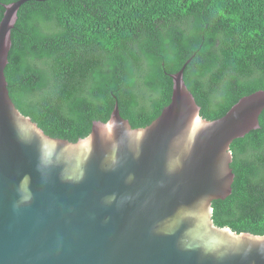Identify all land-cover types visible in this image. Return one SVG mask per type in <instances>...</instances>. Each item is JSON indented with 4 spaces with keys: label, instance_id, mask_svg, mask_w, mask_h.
<instances>
[{
    "label": "water",
    "instance_id": "1",
    "mask_svg": "<svg viewBox=\"0 0 264 264\" xmlns=\"http://www.w3.org/2000/svg\"><path fill=\"white\" fill-rule=\"evenodd\" d=\"M27 1L0 19V264H264V235L213 221L232 192L230 145L260 128L264 90L207 120L184 80L133 128L115 105L75 142L50 137L14 105L5 68Z\"/></svg>",
    "mask_w": 264,
    "mask_h": 264
},
{
    "label": "trees",
    "instance_id": "2",
    "mask_svg": "<svg viewBox=\"0 0 264 264\" xmlns=\"http://www.w3.org/2000/svg\"><path fill=\"white\" fill-rule=\"evenodd\" d=\"M17 0H0L2 4ZM5 76L15 107L50 137L75 142L115 105L133 128L184 80L201 117L218 119L264 90V0H43L21 5ZM230 150L232 192L212 203L218 227L264 235V109Z\"/></svg>",
    "mask_w": 264,
    "mask_h": 264
}]
</instances>
